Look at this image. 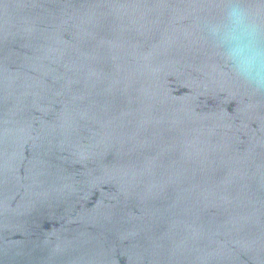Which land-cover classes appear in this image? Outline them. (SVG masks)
<instances>
[{"label":"water","instance_id":"water-1","mask_svg":"<svg viewBox=\"0 0 264 264\" xmlns=\"http://www.w3.org/2000/svg\"><path fill=\"white\" fill-rule=\"evenodd\" d=\"M232 7L264 47V0H0V264H264Z\"/></svg>","mask_w":264,"mask_h":264},{"label":"clouds","instance_id":"clouds-1","mask_svg":"<svg viewBox=\"0 0 264 264\" xmlns=\"http://www.w3.org/2000/svg\"><path fill=\"white\" fill-rule=\"evenodd\" d=\"M214 33L226 47L227 57L249 83L264 88V47L257 42V30L248 22L244 9L232 7Z\"/></svg>","mask_w":264,"mask_h":264}]
</instances>
